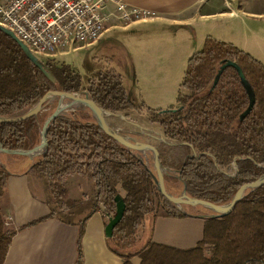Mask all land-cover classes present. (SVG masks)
<instances>
[{
    "label": "trees",
    "instance_id": "1",
    "mask_svg": "<svg viewBox=\"0 0 264 264\" xmlns=\"http://www.w3.org/2000/svg\"><path fill=\"white\" fill-rule=\"evenodd\" d=\"M43 64L53 81L0 31V117L28 112L50 91L84 90L102 109L124 113L127 119L130 112L146 109L128 96L123 76L112 69L93 70L84 85L82 76L71 66L54 60ZM229 64L239 68L251 95ZM57 101L46 102L36 117L0 124V146L8 151L32 150L40 143V133ZM145 111L148 123L158 126L165 139L187 144L201 155L191 158L187 146L160 145L161 165L173 172L169 178L180 188V194L185 187L189 198L223 206L242 186L264 175V65L233 44L207 36L202 50L187 62L176 105L166 111ZM46 141L47 152L31 163L28 174L45 181L48 213L18 231L52 219L76 227L74 264L84 262L86 222L103 206L107 224L115 215L118 195L125 211L112 236L106 238V247L122 264H132L135 257L140 264H264V186L247 190L229 215L214 219L210 217L214 213L207 214L209 211L202 207L183 211L165 200L145 168L149 159L107 137L89 110L69 111L58 117ZM234 164L237 173L230 176L235 174ZM9 175L0 162V200ZM74 175L94 182L92 199H70L67 181ZM159 209L172 218L205 216L202 239L190 249L152 243ZM16 233L5 229L0 213V264L5 263ZM141 241L142 247H138Z\"/></svg>",
    "mask_w": 264,
    "mask_h": 264
},
{
    "label": "crops",
    "instance_id": "2",
    "mask_svg": "<svg viewBox=\"0 0 264 264\" xmlns=\"http://www.w3.org/2000/svg\"><path fill=\"white\" fill-rule=\"evenodd\" d=\"M124 1L131 6L150 12L152 14L151 17L130 26L119 24L112 26L108 29L106 35L114 32H126L141 25L151 24L171 29L173 32L172 36L165 34L164 37L167 36L165 42L159 39L154 44H176L174 48L170 51L164 50L161 53H158V48L150 54V57L160 54V58H164L167 61L166 67L169 69L171 67H181L182 78L187 61L192 54L191 35L194 37V41H197V30L192 29V26L196 24L205 25L199 29L200 37L203 41L207 36H210L220 42L238 44L236 45L237 48L248 53L243 44H249L253 41V35L257 37L260 35H258L259 32L251 31L249 25L245 23L247 20H264V0H242L239 6L230 1H223L222 3L214 0ZM235 22L245 24L243 31H235L234 27L231 26V23ZM248 31L252 32L251 35L244 36ZM256 39L264 43V39ZM140 56L143 57L141 59L143 63L146 58L144 49L140 51ZM257 60L264 63L260 59ZM161 78L160 85L156 84L151 88L145 86L147 92L143 86L140 85L138 87L141 99L148 107L161 109L164 106H171L174 102H172L174 95H172L170 78L167 76H161ZM129 80V84L125 85V87L128 96L133 99L132 93L135 89V81L134 78ZM139 126L156 134H161L159 129L153 126ZM115 130L129 135L139 142L148 143L160 149L161 144L159 142L139 136L138 130L132 126L127 125L126 128L118 127ZM143 158L149 159V170L151 169L150 172L156 176L152 154L148 153L147 158ZM25 159L27 158L15 160L14 165L18 166V169L15 170L13 175H9L7 187L0 200V213L4 219L5 229L17 231L4 264H74L76 259V227L52 219L29 229L18 231L22 225L42 218L48 213L46 206L47 196L42 197L45 181L36 179L28 174V167L32 162L30 163ZM172 174L173 172L171 171H168L167 174L163 173L165 188L173 197L179 198L181 194L176 195V184L170 181L169 178ZM67 189L72 200H82L84 198L90 200L93 198L94 182L89 178L74 175L68 179ZM36 194L42 197V202L45 206L41 204V207L33 210L34 202L38 198ZM37 212H39V216L33 217ZM157 213L151 234L152 243L176 249H190L195 247L202 239L205 216L172 218L166 217L163 212L161 214ZM105 226L106 219L100 214L99 209L86 222L82 238L83 264L123 263L119 257L112 254L106 247ZM131 263L140 264V259L135 257L131 260Z\"/></svg>",
    "mask_w": 264,
    "mask_h": 264
},
{
    "label": "rangeland",
    "instance_id": "3",
    "mask_svg": "<svg viewBox=\"0 0 264 264\" xmlns=\"http://www.w3.org/2000/svg\"><path fill=\"white\" fill-rule=\"evenodd\" d=\"M214 1H218V2L220 1L222 3L223 1H230L232 3H235V5L239 6L242 0H214ZM245 24L249 25V28L251 29V31L256 32V33L259 32L258 35H260L258 37L253 35L254 36L253 41H251L249 44H243L248 52L247 54H249L250 56L252 55L253 58L254 57L256 58V60L260 59L264 61V43L256 39V38L264 39V36H263L264 35V20L263 21L247 20ZM245 24L241 22H235V23H231V26L234 27L235 31L241 32L245 28L244 27ZM121 25H124V24H121ZM203 26L205 25L201 26L200 24H196L192 26V29L197 30V41H194V37L191 35V38H192L191 45L193 47L191 56L196 51H201L204 46V41L200 37V30H199ZM251 31L246 32L244 36H250L252 33ZM165 34L168 36H172L173 32L171 31V29L165 28L157 24L141 25L135 29H130L126 32H114V33H109L107 35L105 33L103 37L95 45L85 48L81 51L68 54L67 56L60 57L58 59H55L54 61L57 64H66V65L71 66L74 70H76L82 76L84 85L87 82V78H90L92 76L93 70L96 71L100 69H112L116 71L118 74L123 76L126 86L129 84V81H130L129 79L134 78L135 89H134V92L132 93L133 101L137 105L144 104L146 109L166 111L171 106L176 105V98H177L178 87H179L178 85H180L182 81L181 78H182L183 72L181 70V67L179 68L171 67L170 69L166 67L167 61L164 58H160V54L157 56L153 55L152 57H150V54L153 53L158 48H159L158 53H161L164 50L170 51L176 45V44H154L159 39L165 42L166 41L165 39L167 37V36L164 37ZM145 43H148V44H145ZM143 49L146 51V58L143 60V63H142L141 59L143 57L140 56V51H143ZM49 60L50 59H40L42 63H46ZM259 62L264 65L263 62L261 61ZM186 67H187V64H186ZM161 76L162 77L167 76L170 78L171 85H172L171 87L172 95H174V100H172V102L173 101L174 102L171 104V106L170 105L167 107L164 106V108H161V109L148 107L141 99L140 91H139L140 89L138 87L141 85L144 88L145 86L151 88V87H154L156 84L160 85L162 81ZM82 92H84V90L80 91L79 93H82ZM146 92H147V89H146ZM145 110L141 113L130 112L128 120L135 122L136 124L141 125V126H153L154 128H158V126L151 125L150 123H148V114ZM121 114L125 116L124 113H121ZM107 121L110 124V126L113 127L114 129L118 127L120 128L127 127V124L125 122L115 119V118H108ZM158 129L161 132L160 128ZM37 158L38 157H35L32 160L30 159H25V160H28L31 163L37 160ZM15 160H18V159H15L13 156H10V155H7V156H5L4 154L0 155V162L6 166L10 175H13V173H15V170L18 169V166L16 167L14 165ZM175 187H176L175 193L176 195H179L180 188L177 185ZM70 188H71V185H70ZM37 196L38 198H36V201L34 202L33 210H36L38 207H41V204H43L42 197L47 196L46 189H44V193L42 197H39V194H36V197ZM184 210L190 211V209L188 208L183 209V211ZM157 212H159L160 214L162 213L160 209L157 210ZM210 213L212 212L209 211V213L207 214H210ZM38 214L39 212L35 213L33 217H38L39 216ZM142 242L143 241H141L140 244H138V247H142Z\"/></svg>",
    "mask_w": 264,
    "mask_h": 264
},
{
    "label": "built area",
    "instance_id": "4",
    "mask_svg": "<svg viewBox=\"0 0 264 264\" xmlns=\"http://www.w3.org/2000/svg\"><path fill=\"white\" fill-rule=\"evenodd\" d=\"M151 13L124 0H0V25L39 60H55L95 45L112 26ZM100 214L106 211L100 206Z\"/></svg>",
    "mask_w": 264,
    "mask_h": 264
},
{
    "label": "water",
    "instance_id": "5",
    "mask_svg": "<svg viewBox=\"0 0 264 264\" xmlns=\"http://www.w3.org/2000/svg\"><path fill=\"white\" fill-rule=\"evenodd\" d=\"M0 31L6 34L7 36H9L12 40H14L20 46L26 57L42 72V74L50 81H53V78L50 72L46 69L45 65L38 58H36L24 44H22L9 30L2 27L1 25H0ZM227 66H232L236 69L242 86L251 95V90L249 88V85L246 82L239 68L234 64H229ZM54 98H58L57 106L53 114L46 120L44 124V127L40 133V143L37 146H35L32 150H28V151H22V150L8 151V150H4L0 146V155L4 154L18 158H27L30 160L34 159L35 157L43 156L47 152L48 145L46 141V136L52 123L58 117L65 114L66 112L75 111V110H89L93 119L95 120L97 125L103 130V132L107 137L118 142L128 150L139 153L142 157H146L148 153L152 154L154 160V168L156 170V176H154L151 173V177L156 185V188L158 192L165 198V200H167L170 204L174 205L178 210H183L188 207H202L214 213L213 216H210L211 218L219 219L229 215L234 210L235 206L242 200L247 190L253 192L254 190L264 186V175H262L254 183L245 184L244 186H242L236 192L231 202L223 206H218L206 200L189 198L186 194L185 187H183L179 198L173 197L171 194L167 192L165 188L163 173L165 172L167 174L168 170L161 165L162 156L159 149L156 146H153L148 143L139 142L134 138L130 137L129 135L122 134L121 132L115 130L110 126L107 119L115 118L125 122L127 125L136 128L139 132L138 135L143 136V138L147 140L149 139L152 141H157L160 144H164L167 146H181V145L187 146L191 150L192 153L191 158H199L201 155H198L195 152V150L187 144L175 143L169 141L165 139L162 134H156L153 131L143 129L135 122L128 120L126 116L122 114H113L109 111L102 109L101 106H99L90 99V97L85 91L82 93H65L60 91H50L28 112H25L21 115L14 117H0V124H13V123L25 121L32 117H36L41 112L42 106L46 102ZM145 168L150 172L147 163H145ZM262 168L264 169V166ZM234 170H235V174L230 176H235L237 173V167L235 164H234ZM177 179L179 181L181 180L179 175L177 176ZM114 201L116 204V211H115V215L108 220L105 226L106 238H110L112 236L114 227L120 222L125 211V204L122 198L120 197V195L116 196ZM204 219L207 218L204 217Z\"/></svg>",
    "mask_w": 264,
    "mask_h": 264
}]
</instances>
